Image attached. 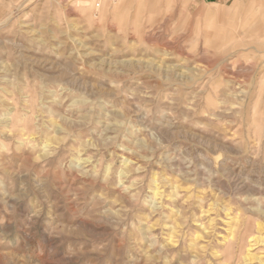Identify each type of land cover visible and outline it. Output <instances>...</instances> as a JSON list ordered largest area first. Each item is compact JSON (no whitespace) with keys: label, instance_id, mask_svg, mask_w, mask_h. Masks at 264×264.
<instances>
[{"label":"rangeland","instance_id":"rangeland-1","mask_svg":"<svg viewBox=\"0 0 264 264\" xmlns=\"http://www.w3.org/2000/svg\"><path fill=\"white\" fill-rule=\"evenodd\" d=\"M0 264H264V0H0Z\"/></svg>","mask_w":264,"mask_h":264},{"label":"crops","instance_id":"crops-1","mask_svg":"<svg viewBox=\"0 0 264 264\" xmlns=\"http://www.w3.org/2000/svg\"><path fill=\"white\" fill-rule=\"evenodd\" d=\"M237 6V5H236Z\"/></svg>","mask_w":264,"mask_h":264}]
</instances>
